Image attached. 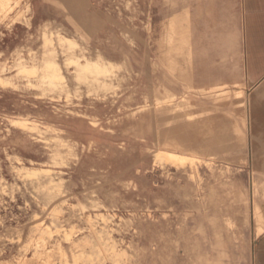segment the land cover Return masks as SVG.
Segmentation results:
<instances>
[{
	"label": "rangeland",
	"instance_id": "374dc122",
	"mask_svg": "<svg viewBox=\"0 0 264 264\" xmlns=\"http://www.w3.org/2000/svg\"><path fill=\"white\" fill-rule=\"evenodd\" d=\"M170 12L0 0V264H248L244 93Z\"/></svg>",
	"mask_w": 264,
	"mask_h": 264
},
{
	"label": "crops",
	"instance_id": "0c3cea01",
	"mask_svg": "<svg viewBox=\"0 0 264 264\" xmlns=\"http://www.w3.org/2000/svg\"><path fill=\"white\" fill-rule=\"evenodd\" d=\"M174 2L175 12L168 17L175 13L179 22L186 16L184 22L193 27L199 24L201 34H210L205 38L210 40L209 55L215 58L210 63L208 86L235 87L244 93L238 114L240 126L235 128L243 131L247 151L248 264H264V0ZM35 20L31 19L30 29ZM202 25H210L208 31ZM219 120L223 125L228 123L224 115Z\"/></svg>",
	"mask_w": 264,
	"mask_h": 264
}]
</instances>
